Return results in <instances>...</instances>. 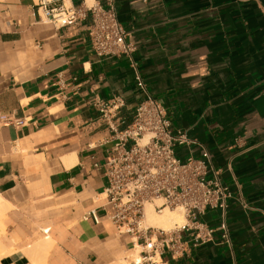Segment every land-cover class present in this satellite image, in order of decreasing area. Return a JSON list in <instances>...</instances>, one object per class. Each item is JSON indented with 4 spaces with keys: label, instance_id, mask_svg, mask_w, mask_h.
Returning <instances> with one entry per match:
<instances>
[{
    "label": "crops",
    "instance_id": "1",
    "mask_svg": "<svg viewBox=\"0 0 264 264\" xmlns=\"http://www.w3.org/2000/svg\"><path fill=\"white\" fill-rule=\"evenodd\" d=\"M38 1L0 0V194L11 206L4 222L16 249L0 264H21L18 254L39 234L54 240L46 264H130L131 238L102 208L107 179L94 163H104L111 132L94 102L123 97L115 119L126 127L145 95L138 74L173 127L195 141L179 156L207 150L234 195L231 245L217 232L168 263L264 264V0H116L136 45L131 58L98 57L90 18L44 23ZM4 115L25 124H5ZM94 209L100 223L83 218ZM203 220L217 228L221 211Z\"/></svg>",
    "mask_w": 264,
    "mask_h": 264
},
{
    "label": "built area",
    "instance_id": "2",
    "mask_svg": "<svg viewBox=\"0 0 264 264\" xmlns=\"http://www.w3.org/2000/svg\"><path fill=\"white\" fill-rule=\"evenodd\" d=\"M35 11L40 21L58 27L76 26L90 18L88 35L100 58H131L136 50L131 33L119 19L116 0H106L105 5L88 0H83L81 5L72 0H39ZM136 80L145 95L126 127L120 128L115 119L126 104L123 97L94 102L111 132V138L105 141L108 148L104 163H94L96 169L103 168L107 179L102 208L116 232L131 238L130 264H169L167 258L185 257L192 247L214 242L217 232L221 242L231 245L226 215L234 195L223 182L221 171L214 168L207 150L200 157L179 156V147L191 146L195 141L187 131L173 127L167 109L146 91L139 74ZM59 84L64 90L62 78ZM1 120L5 124H25V119H14L11 115L2 116ZM147 205L160 212L181 208L186 222L171 230L149 226ZM209 210L221 211L219 227L209 226L203 220ZM83 218H92L96 223L102 220L96 209Z\"/></svg>",
    "mask_w": 264,
    "mask_h": 264
},
{
    "label": "bare ground",
    "instance_id": "3",
    "mask_svg": "<svg viewBox=\"0 0 264 264\" xmlns=\"http://www.w3.org/2000/svg\"><path fill=\"white\" fill-rule=\"evenodd\" d=\"M94 0H88L92 3ZM69 166V164H67ZM10 204L0 194V262L13 255L16 251L13 241L6 237V224L4 218L10 209ZM186 222V217L181 208H166L163 211H155L152 205L146 206V223L156 228L171 230L177 226H182ZM48 230V228H45ZM49 236V235H46ZM54 240L51 237L40 238L25 246L22 254L27 258L29 264H46L48 254L51 252Z\"/></svg>",
    "mask_w": 264,
    "mask_h": 264
},
{
    "label": "rangeland",
    "instance_id": "4",
    "mask_svg": "<svg viewBox=\"0 0 264 264\" xmlns=\"http://www.w3.org/2000/svg\"><path fill=\"white\" fill-rule=\"evenodd\" d=\"M8 234H9V232H8ZM39 236H40L42 239H44V238L46 237V235L41 236L40 234H39ZM33 241H34V240H31V241L27 242L26 244H28V243H30V242H33ZM26 244H24V245H22V246H25ZM22 246H18V245H17V249H18V251H20V250L23 249ZM21 248H22V249H21ZM49 254H50V253H49ZM49 254H48V256H49ZM18 256H19L20 258H22V262L20 261L21 264H26V263H27V260H26L25 258L22 257V254H18ZM47 259H48V257H47ZM27 264H28V263H27ZM124 264H126V263H124Z\"/></svg>",
    "mask_w": 264,
    "mask_h": 264
}]
</instances>
